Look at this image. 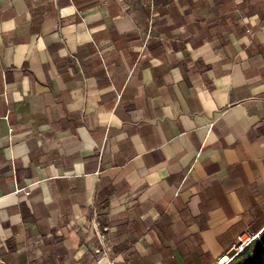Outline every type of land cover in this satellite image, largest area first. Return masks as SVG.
<instances>
[{"label": "crops", "instance_id": "1", "mask_svg": "<svg viewBox=\"0 0 264 264\" xmlns=\"http://www.w3.org/2000/svg\"><path fill=\"white\" fill-rule=\"evenodd\" d=\"M245 227L264 0H0V264H214Z\"/></svg>", "mask_w": 264, "mask_h": 264}, {"label": "built area", "instance_id": "2", "mask_svg": "<svg viewBox=\"0 0 264 264\" xmlns=\"http://www.w3.org/2000/svg\"><path fill=\"white\" fill-rule=\"evenodd\" d=\"M21 188H16L14 191L18 192ZM25 190V193H28ZM259 231H253L247 227L241 229L236 233L234 240L230 243L227 250L223 251L219 256L214 259V264H228L231 259L242 251L244 247L250 244L258 237Z\"/></svg>", "mask_w": 264, "mask_h": 264}, {"label": "rangeland", "instance_id": "3", "mask_svg": "<svg viewBox=\"0 0 264 264\" xmlns=\"http://www.w3.org/2000/svg\"><path fill=\"white\" fill-rule=\"evenodd\" d=\"M247 246H249V257L245 260V264H264V238L258 234V237ZM257 246H260V250L255 252Z\"/></svg>", "mask_w": 264, "mask_h": 264}, {"label": "trees", "instance_id": "4", "mask_svg": "<svg viewBox=\"0 0 264 264\" xmlns=\"http://www.w3.org/2000/svg\"><path fill=\"white\" fill-rule=\"evenodd\" d=\"M260 237L264 238V227L259 231ZM249 246L242 249L241 252L236 254L228 264H245V260L249 257ZM260 250V246H257L255 252Z\"/></svg>", "mask_w": 264, "mask_h": 264}]
</instances>
